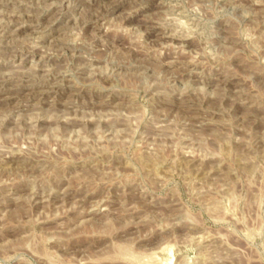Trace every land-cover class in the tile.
I'll return each instance as SVG.
<instances>
[{
  "label": "rangeland",
  "instance_id": "374dc122",
  "mask_svg": "<svg viewBox=\"0 0 264 264\" xmlns=\"http://www.w3.org/2000/svg\"><path fill=\"white\" fill-rule=\"evenodd\" d=\"M0 264H264V0H0Z\"/></svg>",
  "mask_w": 264,
  "mask_h": 264
}]
</instances>
